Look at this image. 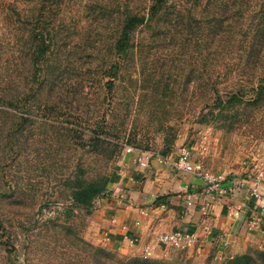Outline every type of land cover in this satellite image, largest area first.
Here are the masks:
<instances>
[{
  "label": "rangeland",
  "instance_id": "374dc122",
  "mask_svg": "<svg viewBox=\"0 0 264 264\" xmlns=\"http://www.w3.org/2000/svg\"><path fill=\"white\" fill-rule=\"evenodd\" d=\"M133 1L137 0H77L71 4L64 43L58 45L64 67V89L58 96L64 97L54 96L56 109L48 115L51 125L24 129L32 137L28 147L22 136L26 133L19 138L8 132L11 123L4 125L8 117L0 111V225L4 226L0 227V264H8L4 243L9 241L15 242L21 264H83L81 239L105 246L88 229L86 210L69 212L65 176L80 164L88 169L89 178L114 180L138 151L163 157L168 150L167 155L188 145L207 172L222 176L221 182H248L264 171V129L255 123H235L232 129L228 120L201 123L198 119L204 101L197 104L209 98L208 83L217 80L213 71L212 76L205 73L216 61L217 43L212 41L216 25L210 20L222 16L220 7L228 0H168L162 15L133 31V49L119 60L120 75L110 90L105 82L111 79L112 62L118 60L113 46L120 18ZM230 17L218 24L220 30L229 29ZM199 71H205L200 79ZM262 110L256 109L259 119ZM42 114L39 111L33 118L41 119ZM67 118L81 121L78 130L84 131V139L59 138L54 128L66 124ZM14 120L22 123L19 116ZM95 128L106 140L96 152L89 142ZM113 182L109 187L115 189ZM172 248L167 256L150 258L188 259L192 254V250ZM116 253L129 256L120 250Z\"/></svg>",
  "mask_w": 264,
  "mask_h": 264
},
{
  "label": "trees",
  "instance_id": "16d2710c",
  "mask_svg": "<svg viewBox=\"0 0 264 264\" xmlns=\"http://www.w3.org/2000/svg\"><path fill=\"white\" fill-rule=\"evenodd\" d=\"M76 1H0V23L3 30V35H0V111L8 117L4 118V125L11 123L8 132L19 138L22 133H26L22 135L26 147L32 137H28L29 134L24 129L33 130L51 125L48 115L56 109L54 96L57 94L56 99L64 97L62 94L58 96L64 89L61 85L64 67L59 55L61 48L58 45L62 46L64 43L67 13L70 12L71 4ZM167 3L168 0L133 1L129 12L120 18L119 33L113 46L118 60L112 62L109 70L111 79L105 82V86H109L110 90L115 88V79L120 75L122 61L119 60L127 58L133 49V31L162 15L167 9ZM220 10L222 16L215 15L210 20L214 21L212 25H216L212 30V41L217 43L213 52L216 61L213 69L210 67L204 71L210 76L213 71L217 80L208 83L209 98L200 100L197 104L200 106L204 101L198 119L201 123H208L211 119L216 122L228 120L232 123V129L235 128V123H255L259 130L264 129V114L262 119L255 115L257 108H260V112L263 109L264 112V0H228ZM228 16H231L232 21L229 29L220 30L218 24L226 21ZM73 28L77 29L78 25ZM185 41L187 42V38ZM186 52L189 53V49ZM204 72L199 71L197 77L202 78ZM243 110L246 112L242 113ZM39 111L43 114L41 119L36 120L33 117ZM106 114L107 112L104 116ZM15 116L22 118V126L14 120ZM66 121V124L60 123L54 128L59 133V138L64 141L74 140V137L85 138L84 131L78 130L81 121L73 122L69 118ZM106 127H109L108 124ZM96 129L89 135L91 139L88 138L94 152L100 143H106L103 137L98 136ZM168 153L169 150L164 156ZM87 174L88 169L80 164L78 169L71 170L65 176L70 197V214L73 209H82L90 215L96 207V201L112 193L109 185L117 179L116 177L114 180L109 176L93 179ZM81 240L85 244L83 264H195L190 258L121 256L116 250ZM14 243H4L7 247L4 248L7 253L5 258L8 264H21L19 251ZM205 264H264V249L256 248L242 254L226 255L218 263L207 261Z\"/></svg>",
  "mask_w": 264,
  "mask_h": 264
},
{
  "label": "crops",
  "instance_id": "0c3cea01",
  "mask_svg": "<svg viewBox=\"0 0 264 264\" xmlns=\"http://www.w3.org/2000/svg\"><path fill=\"white\" fill-rule=\"evenodd\" d=\"M178 151L153 157L148 167L141 166L137 156L129 157L126 169L114 180L115 189L88 217L96 241L129 256H144L145 246L154 244L158 234L193 231L199 245L188 249L192 254L187 255L195 264L218 263L252 246L264 249V179L257 183L258 197L251 194L254 180L232 188L233 181L227 179L222 190L207 194L203 177L173 167ZM204 204L207 213L201 210ZM130 238L136 243L130 245ZM156 248L155 257L167 256L173 249Z\"/></svg>",
  "mask_w": 264,
  "mask_h": 264
},
{
  "label": "built area",
  "instance_id": "2783aa9c",
  "mask_svg": "<svg viewBox=\"0 0 264 264\" xmlns=\"http://www.w3.org/2000/svg\"><path fill=\"white\" fill-rule=\"evenodd\" d=\"M132 150H133L132 147H128V151H132ZM153 157H155L153 152L138 151L137 161L141 166L148 167ZM172 165L178 171L189 172L203 177V179H205L208 183L205 189V192L207 194L222 190V182H221L222 176H215L214 174L207 172L204 168V164L202 163V161L198 158L197 159L195 158L193 150L190 148V146L184 145L179 149V154L176 157V159L173 160ZM251 178H253L254 181L256 182V185L251 187V194L255 197L256 196L258 197L261 195V193L258 190L257 183L264 178V171L261 170L258 177L252 176ZM245 183H246V179H243L239 182L233 181L231 187L240 188L241 186H244ZM192 203L193 201L191 200V196H190L189 204ZM201 210L203 213H207L208 212L207 205L204 204L201 207ZM136 241L137 240L135 238L129 239V242L132 245L135 244ZM198 244H199V237L196 234V232L188 231V230H180V229L171 232H162L157 235L154 244L145 246L143 255L145 257H155V251L157 249L156 248L157 245L171 246L185 250V249L195 248L197 247Z\"/></svg>",
  "mask_w": 264,
  "mask_h": 264
}]
</instances>
